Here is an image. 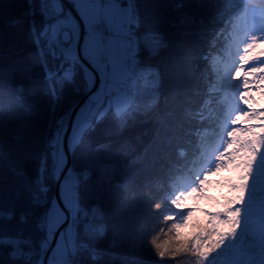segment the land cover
<instances>
[{
    "label": "trees",
    "instance_id": "trees-1",
    "mask_svg": "<svg viewBox=\"0 0 264 264\" xmlns=\"http://www.w3.org/2000/svg\"><path fill=\"white\" fill-rule=\"evenodd\" d=\"M130 3L131 66L155 69L156 97L145 109L129 106L121 121L106 109L69 148L78 203L95 206L104 223L95 254L80 257L91 264H218L225 249L212 241L207 221L194 245L201 225L173 224L167 193L200 141L216 133L228 100L211 88L210 58L222 55L236 11L228 0ZM56 15L46 17L41 0H0V264L41 256L45 207L55 192L54 135L86 95L80 63L63 57L47 35ZM142 35L151 37L147 44ZM254 209L256 226L242 244L264 261V211Z\"/></svg>",
    "mask_w": 264,
    "mask_h": 264
},
{
    "label": "rangeland",
    "instance_id": "rangeland-1",
    "mask_svg": "<svg viewBox=\"0 0 264 264\" xmlns=\"http://www.w3.org/2000/svg\"><path fill=\"white\" fill-rule=\"evenodd\" d=\"M54 5L59 18L49 23L47 35L63 57L80 63L86 95L71 110L76 107L72 118L71 113L64 118L54 135L56 195L45 207L44 249L30 264H71L65 260L71 249L76 255L72 264H91L80 257V252L95 254L93 241L104 223L95 206L78 203V177L70 161L64 170L67 152L86 124L106 109L113 110L119 121L128 116L126 111L134 103L145 109L156 97L157 77L153 67L137 71L131 66L125 38L133 20L130 0H55ZM227 6L235 9L236 17L222 55L214 53L210 67L214 79L211 88L228 101L216 121L215 135L208 143L200 141L186 174L171 184L167 193L170 208L166 211L169 217L176 214L172 223L182 228L192 221L196 225L207 221L212 241L218 249H225L218 264H241L244 259L246 264H264L255 256V249L242 244L243 234L256 226L249 214L254 208L264 211V199L260 200L264 198V0H228ZM99 21L112 29L104 42L92 26ZM141 38L146 44L151 39L147 35ZM133 42L135 45V39ZM101 52H106L105 59L98 58ZM240 62L250 65L251 72H245ZM235 70L239 72L232 81ZM257 84L260 86L254 87ZM235 105L240 109L234 112ZM86 112L90 116L84 117ZM202 232L204 227L198 226L194 245Z\"/></svg>",
    "mask_w": 264,
    "mask_h": 264
},
{
    "label": "built area",
    "instance_id": "built-area-1",
    "mask_svg": "<svg viewBox=\"0 0 264 264\" xmlns=\"http://www.w3.org/2000/svg\"><path fill=\"white\" fill-rule=\"evenodd\" d=\"M41 1H42V8L44 10L45 16L46 17H52V18L57 17L55 10L52 9V6H53V3H54L55 0H41ZM95 28H96L97 31H99L101 33V35L103 37L111 34V28L109 26H107L106 24H104V22L96 23ZM59 42L61 43V38L59 39ZM99 57H100V60L104 59L105 58L104 53H100ZM94 69H95V67H94ZM88 121H91V118ZM51 255H52V258H54L53 251H52ZM75 256H76L75 255V251H73L71 249L70 252H69V255H67L65 257V260H68L72 264L74 262V258H76Z\"/></svg>",
    "mask_w": 264,
    "mask_h": 264
},
{
    "label": "bare ground",
    "instance_id": "bare-ground-1",
    "mask_svg": "<svg viewBox=\"0 0 264 264\" xmlns=\"http://www.w3.org/2000/svg\"><path fill=\"white\" fill-rule=\"evenodd\" d=\"M54 3H55V1H54ZM54 3H53V6H52V9L53 10H55V12H56V8H55V5H54ZM100 22H102V21H100ZM105 24V23H104ZM96 25V23H94V24H92V26L94 27ZM59 30V29H58ZM99 32V31H98ZM99 34H100V37H101V40L104 42L106 39H107V37L109 36V35H111L112 34V29H111V34H109V35H107V36H102L101 35V33L99 32ZM55 37L57 36L56 34L54 35ZM57 37H59V36H57ZM127 37H128V39H127ZM125 38L128 40H126V43H127V48H126V50H128L129 52H127V54H128V56L130 57V55H131V48L133 47V46H135L134 45V42H133V40H134V37L131 35V33L130 34H128V35H126L125 36ZM56 39V38H55ZM60 43V42H59ZM133 49V48H132ZM101 53H104V55H105V57H106V52H101ZM99 59H100V57H98ZM105 59V58H104ZM91 66H92V68H94V67H96L94 64H90ZM239 65V64H238ZM238 65H236V68L237 69H239V67H238ZM240 65H241V67L243 68H245L246 70H245V72H251V69L249 68V66L250 65H246V64H244L243 62H240ZM238 70H235V72H234V74H233V76L231 77L232 78V81L233 80H236V78H237V75H238ZM145 77H147V76H145ZM257 82V81H256ZM260 85L259 84H257V85H254V87H259ZM93 103H94V101L93 100H91ZM235 107V109L233 110L234 112L235 111H237L238 109H240L239 107H238V105H237V109H236V105L234 106ZM85 115L88 117V116H90V115H87V112L84 114V117H85ZM92 116V115H91ZM90 123V122H89ZM192 167L193 165H189V167Z\"/></svg>",
    "mask_w": 264,
    "mask_h": 264
},
{
    "label": "water",
    "instance_id": "water-1",
    "mask_svg": "<svg viewBox=\"0 0 264 264\" xmlns=\"http://www.w3.org/2000/svg\"><path fill=\"white\" fill-rule=\"evenodd\" d=\"M75 109H76V107H75ZM75 109L71 112V117L70 118H72V115L74 114V111H75ZM69 161H70V156H69V153L67 152V162H66V165H65V168H64V170L67 168V166H68V164H69ZM55 192H54V194L56 195V182H55ZM54 241V240H53ZM53 241H51V246L53 245ZM46 254L47 253H45L44 254V258H45V256H46Z\"/></svg>",
    "mask_w": 264,
    "mask_h": 264
}]
</instances>
